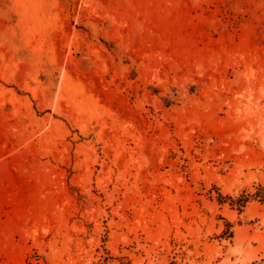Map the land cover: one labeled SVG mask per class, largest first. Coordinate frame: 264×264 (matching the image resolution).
Listing matches in <instances>:
<instances>
[{"label": "rangeland", "instance_id": "374dc122", "mask_svg": "<svg viewBox=\"0 0 264 264\" xmlns=\"http://www.w3.org/2000/svg\"><path fill=\"white\" fill-rule=\"evenodd\" d=\"M259 183L264 0H0V264H264Z\"/></svg>", "mask_w": 264, "mask_h": 264}, {"label": "trees", "instance_id": "16d2710c", "mask_svg": "<svg viewBox=\"0 0 264 264\" xmlns=\"http://www.w3.org/2000/svg\"><path fill=\"white\" fill-rule=\"evenodd\" d=\"M252 199H257L260 200L261 202H264V184L259 183L257 185V190L256 191H247L246 189L239 195H233L229 193H222L219 191L218 194V200L220 203H225V202H230V204L233 207H238L240 211H242L247 203L252 200ZM229 234L227 235L228 237H233L234 236V230L229 226ZM227 232H225L226 234Z\"/></svg>", "mask_w": 264, "mask_h": 264}]
</instances>
